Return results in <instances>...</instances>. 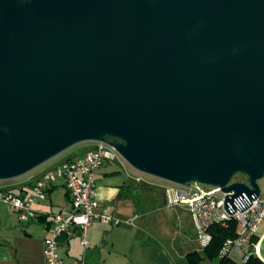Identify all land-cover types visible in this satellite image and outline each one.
Here are the masks:
<instances>
[{
  "label": "water",
  "instance_id": "water-1",
  "mask_svg": "<svg viewBox=\"0 0 264 264\" xmlns=\"http://www.w3.org/2000/svg\"><path fill=\"white\" fill-rule=\"evenodd\" d=\"M83 141L246 208L264 176V0H0V180Z\"/></svg>",
  "mask_w": 264,
  "mask_h": 264
},
{
  "label": "crops",
  "instance_id": "crops-1",
  "mask_svg": "<svg viewBox=\"0 0 264 264\" xmlns=\"http://www.w3.org/2000/svg\"><path fill=\"white\" fill-rule=\"evenodd\" d=\"M92 147L93 143L87 142L69 147L24 173L31 172L22 180L12 183L15 178L7 179L0 187L21 195L29 194L32 183L44 172ZM135 170L119 154L101 165L95 194L98 209H106L121 223L113 227L93 223L86 232V246L81 243L77 229L69 236L59 235L58 251L63 264L80 261L85 264H186L189 251L202 254L203 245L197 239L187 206L167 205L165 188L168 185L155 183L160 188L158 193L147 186L152 182L151 177ZM33 208L37 215L23 224L13 209L10 208L12 214L0 210V264H47L43 240L49 234L51 215L71 208L70 196L62 182L49 187L45 197L35 201ZM131 218L132 222L126 223ZM200 264L219 263L218 258L203 257Z\"/></svg>",
  "mask_w": 264,
  "mask_h": 264
},
{
  "label": "built area",
  "instance_id": "built-area-1",
  "mask_svg": "<svg viewBox=\"0 0 264 264\" xmlns=\"http://www.w3.org/2000/svg\"><path fill=\"white\" fill-rule=\"evenodd\" d=\"M93 147L74 158L60 161L50 170L44 172L31 185V192L26 195L11 192L0 187V202L16 214L19 223H27L35 218L37 212L33 204L45 197L52 185L62 182L66 188L71 208L67 212H56L51 215L49 234L44 238V256L47 264H63L58 251L57 237L69 236L77 229L81 243L86 246L87 229L95 222L113 227L121 223L106 209H98L95 196L98 170L118 153L107 142L93 141ZM247 183V181H242ZM170 183V182H169ZM174 184V183H172ZM167 186L165 196L167 205L184 204L189 209L195 224L197 239L204 246L210 240L206 228L215 222H224L234 218L237 222L236 236L226 239L220 249V255H228L243 262L249 255L256 254L260 228L264 222V191H259L243 210L225 208L226 192L220 187L190 182L186 185ZM135 217V216H134ZM132 219L126 220L131 223ZM258 240L253 241V237ZM78 264H85L80 261Z\"/></svg>",
  "mask_w": 264,
  "mask_h": 264
},
{
  "label": "trees",
  "instance_id": "trees-1",
  "mask_svg": "<svg viewBox=\"0 0 264 264\" xmlns=\"http://www.w3.org/2000/svg\"><path fill=\"white\" fill-rule=\"evenodd\" d=\"M109 139V138H108ZM237 222L234 218H229L224 222H215L210 224L206 231L210 235V240L202 247V254L198 251H189L186 254V264H200L203 257L208 259L218 258L219 264H264V260L251 254L249 257L240 262L228 255H220V249L226 239H232L236 236ZM258 236L253 237V241H257Z\"/></svg>",
  "mask_w": 264,
  "mask_h": 264
},
{
  "label": "rangeland",
  "instance_id": "rangeland-1",
  "mask_svg": "<svg viewBox=\"0 0 264 264\" xmlns=\"http://www.w3.org/2000/svg\"><path fill=\"white\" fill-rule=\"evenodd\" d=\"M80 143H86L85 141H83V142H79L78 144H80ZM87 143H92V142H87ZM78 144H75V145H78ZM74 146V145H73ZM73 146H71V147H73ZM135 171H137L138 173H140L141 175H145L144 173H142V172H140V171H138V170H135ZM31 172H29V173H27V174H23V176L21 175L20 177L18 176V178L17 177H15V179L14 178H11V179H14V180H11V182L12 183H15L16 181L18 182V181H20V180H22L23 178H25V177H27L29 174H30ZM150 176V175H149ZM151 178H150V181H152V182H148L147 183V186L149 187V188H154V191H156V192H158V193H160V188H158L157 186H155L156 184L155 183H157V182H161V183H166L167 185H169V186H175L174 184H172V183H169L168 181H165V180H162V179H159V178H156V177H153V176H150ZM246 175H244V174H242V173H236V174H234L233 175V177H232V181H246ZM152 179V180H151ZM7 180V179H6ZM10 180V179H9ZM3 181H5V180H0V183L1 182H3ZM257 183H258V185H259V187H260V190L261 191H264V176L262 177V178H260V179H258L257 180ZM0 210H1V212L2 213H5V214H8V213H13L12 212V210L10 209V208H8V206H6V205H4V204H2L1 202H0ZM14 218H16V214L14 213ZM262 233H264V222L262 223V226H261V228H260V237H261V234ZM260 237H259V239H260Z\"/></svg>",
  "mask_w": 264,
  "mask_h": 264
},
{
  "label": "bare ground",
  "instance_id": "bare-ground-1",
  "mask_svg": "<svg viewBox=\"0 0 264 264\" xmlns=\"http://www.w3.org/2000/svg\"><path fill=\"white\" fill-rule=\"evenodd\" d=\"M263 237H264V233H262L260 240L258 242V245L256 246V251H255L257 256L260 257L261 259H262V255H261V251H260V246H261V242H262Z\"/></svg>",
  "mask_w": 264,
  "mask_h": 264
}]
</instances>
